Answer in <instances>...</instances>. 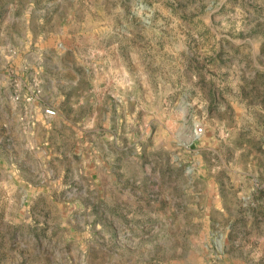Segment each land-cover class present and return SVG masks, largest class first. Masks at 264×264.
Returning <instances> with one entry per match:
<instances>
[{
	"label": "rangeland",
	"instance_id": "rangeland-1",
	"mask_svg": "<svg viewBox=\"0 0 264 264\" xmlns=\"http://www.w3.org/2000/svg\"><path fill=\"white\" fill-rule=\"evenodd\" d=\"M0 264H264V0H0Z\"/></svg>",
	"mask_w": 264,
	"mask_h": 264
}]
</instances>
